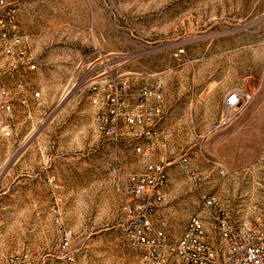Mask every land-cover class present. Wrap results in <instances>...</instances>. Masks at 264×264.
I'll list each match as a JSON object with an SVG mask.
<instances>
[{
	"label": "rangeland",
	"instance_id": "1",
	"mask_svg": "<svg viewBox=\"0 0 264 264\" xmlns=\"http://www.w3.org/2000/svg\"><path fill=\"white\" fill-rule=\"evenodd\" d=\"M16 1L36 70L21 66L4 79L14 110L0 138V264L27 255L41 264L66 230L82 264H139L128 189L149 164H170L154 223L172 240L197 215L207 224L264 222V0ZM155 80L173 130L138 153L145 141L108 96L133 110L136 91ZM234 93L250 99L228 110ZM220 117L227 123L213 131ZM103 118L115 119L117 141L100 130ZM184 156L197 182L179 165ZM200 194L217 209L200 210Z\"/></svg>",
	"mask_w": 264,
	"mask_h": 264
},
{
	"label": "built area",
	"instance_id": "2",
	"mask_svg": "<svg viewBox=\"0 0 264 264\" xmlns=\"http://www.w3.org/2000/svg\"><path fill=\"white\" fill-rule=\"evenodd\" d=\"M17 3L14 0L7 12L2 13L1 4H4V0H0V138L10 135L14 110L11 91L4 83L5 77L21 66L29 71L36 70V65L26 51L25 37L18 24ZM184 55L183 48L176 49L173 58L180 60ZM18 88L23 90L24 86L20 83ZM120 89L126 91L127 84H121ZM40 95L36 92L34 97L40 98ZM135 97V109L129 111L126 98H119L112 93L108 96L113 102L116 100L117 104L121 102L125 129L135 130L136 139L145 141L137 149L141 153L145 147L149 149L157 145L152 140L165 139L172 132L167 122L173 112L169 114L167 111L165 85L161 80L145 84L136 91ZM249 99V95L234 93L227 98L225 107L235 110ZM93 102L97 104L98 100L94 99ZM111 114L114 112L111 111ZM114 122V118H103L100 128L111 141L118 140ZM226 123L224 117H220L214 123L213 131H220ZM114 136L116 139H113ZM178 163L190 180L198 181L199 176L189 170L188 157H182ZM169 166L149 164L129 179L131 198L128 211L132 220L129 238L141 250L139 264H264V222L231 225L218 219L207 224L202 216L197 215L188 222L178 240H172L161 227L155 225L154 218L165 202L163 189L169 180ZM199 200L202 211L211 212L218 207L216 198L200 194ZM72 240L73 232L64 231L58 252L48 254L41 264H82L72 252ZM30 259L27 255L14 264H35Z\"/></svg>",
	"mask_w": 264,
	"mask_h": 264
}]
</instances>
